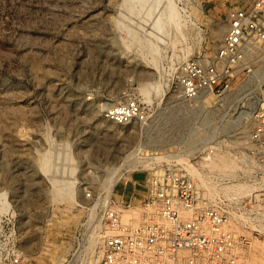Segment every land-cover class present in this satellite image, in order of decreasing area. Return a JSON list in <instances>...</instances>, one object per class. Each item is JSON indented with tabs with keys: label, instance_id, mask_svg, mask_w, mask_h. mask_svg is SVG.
<instances>
[{
	"label": "rangeland",
	"instance_id": "374dc122",
	"mask_svg": "<svg viewBox=\"0 0 264 264\" xmlns=\"http://www.w3.org/2000/svg\"><path fill=\"white\" fill-rule=\"evenodd\" d=\"M236 1L0 0V191L16 213L22 264H95L107 235L103 209L145 223L154 210L141 203L146 179L163 169L208 176L215 198L243 183L251 122L238 115L264 101V61L221 97L183 101L165 92L171 49L210 50ZM148 81L161 88L144 92ZM134 97L144 121L105 118ZM218 155H235L238 167L212 169ZM228 209L232 230L248 234L240 207ZM238 264H264V239H252Z\"/></svg>",
	"mask_w": 264,
	"mask_h": 264
},
{
	"label": "built area",
	"instance_id": "2783aa9c",
	"mask_svg": "<svg viewBox=\"0 0 264 264\" xmlns=\"http://www.w3.org/2000/svg\"><path fill=\"white\" fill-rule=\"evenodd\" d=\"M225 16V30L207 52L171 49L165 87L171 99L221 97L256 75L264 61V0H237ZM252 110L238 168L248 192L231 190L215 198L187 167L163 169L146 179L141 203L154 210L145 223L127 224L117 208L103 209L107 235L95 264H238L252 239H264V101ZM104 116L113 123L144 121L147 110L134 97L110 106ZM207 154L214 155L211 149ZM230 205L240 207L248 234L232 230L236 214ZM23 256L16 213L1 198L0 264H22Z\"/></svg>",
	"mask_w": 264,
	"mask_h": 264
},
{
	"label": "bare ground",
	"instance_id": "6f19581e",
	"mask_svg": "<svg viewBox=\"0 0 264 264\" xmlns=\"http://www.w3.org/2000/svg\"><path fill=\"white\" fill-rule=\"evenodd\" d=\"M137 0H128V3L132 4L133 2H135ZM130 6V5H129ZM131 9V8H130ZM165 9L167 11V14L169 16V20L172 21L174 24H175V27L177 29H180V26H181V19L179 18L178 15H176V10H175V7L174 5L171 3V2H168L165 6ZM163 12V11H162ZM166 14V15H167ZM160 16V15H159ZM167 16V18H168ZM168 20V21H169ZM157 21V19H156ZM184 24V23H183ZM214 34H218V31L214 32ZM161 88V84L158 83L157 81H148V82H145L143 85H142V90L144 92H147L150 90V89H154L156 91H158L159 89ZM209 97V96H208ZM207 97V98H208ZM212 97V96H211ZM206 98V99H207ZM253 102V101H252ZM250 102L249 104L252 106V109H254L253 107V103ZM246 110L247 112L243 111L241 112L240 111V114L238 115V117L242 116V115H248V117L251 115L252 111L253 110ZM45 163V162H44ZM211 165H212V169H216L217 171H220V172H224V173H228L229 171H231L233 168H236L238 167V164L236 163V160L234 157H227L226 155H218L216 156L215 158H211V160H209V162ZM207 163V164H208ZM188 165V163H187ZM190 165V164H189ZM210 165V166H211ZM191 167V166H189ZM43 168H45V166H43ZM192 168V167H191ZM191 170V169H190ZM195 172V178L198 182V185L203 188V192L205 194H209L211 191H209L208 188H210L209 186V182H208V176L204 175V174H201L199 172H197V170H193ZM199 171V170H198ZM192 172V171H191ZM208 179V180H207ZM210 181V180H209ZM227 188L229 189H232L234 192H237L238 193H243V192H248L250 189L248 187V185L246 183H233V184H230V185H227L226 186ZM5 191H0V200L2 197L5 196ZM95 263V262H94Z\"/></svg>",
	"mask_w": 264,
	"mask_h": 264
},
{
	"label": "crops",
	"instance_id": "0c3cea01",
	"mask_svg": "<svg viewBox=\"0 0 264 264\" xmlns=\"http://www.w3.org/2000/svg\"><path fill=\"white\" fill-rule=\"evenodd\" d=\"M134 189L136 190V184H134ZM138 190V189H137Z\"/></svg>",
	"mask_w": 264,
	"mask_h": 264
}]
</instances>
